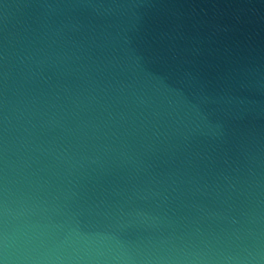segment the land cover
I'll use <instances>...</instances> for the list:
<instances>
[{"label": "water", "instance_id": "1", "mask_svg": "<svg viewBox=\"0 0 264 264\" xmlns=\"http://www.w3.org/2000/svg\"><path fill=\"white\" fill-rule=\"evenodd\" d=\"M0 264H264V0H0Z\"/></svg>", "mask_w": 264, "mask_h": 264}]
</instances>
